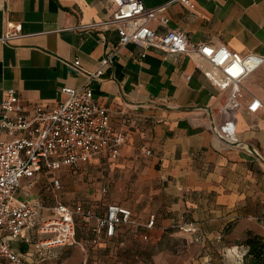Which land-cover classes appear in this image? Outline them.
Segmentation results:
<instances>
[{"label": "crops", "instance_id": "obj_1", "mask_svg": "<svg viewBox=\"0 0 264 264\" xmlns=\"http://www.w3.org/2000/svg\"><path fill=\"white\" fill-rule=\"evenodd\" d=\"M112 11L109 0H0V102L9 89L25 113L62 102L61 89L80 87L115 49L116 26L89 25L109 20ZM164 13L167 28L182 30L193 43L264 56V0L172 1ZM150 26L156 33L167 29L157 19ZM8 32L18 36L3 39ZM74 59L79 69L73 68ZM199 65L206 63L194 55L133 43L122 47L91 82L94 101L108 109L113 129L124 135L119 154L82 161L75 170L23 177L15 201L41 207L26 229L35 230L39 240V226L51 209L72 198L95 215L105 214L108 204L126 207L146 232L151 228L140 225L153 216L154 234L175 230L202 244L221 242L233 256L247 233L264 236V116L247 110L253 97L264 102V65L243 81L236 114L239 145L210 129L221 120L224 96ZM119 227L99 243L114 240ZM26 229L17 237L20 246L9 241L16 252L28 246ZM92 240L89 226L76 230V243Z\"/></svg>", "mask_w": 264, "mask_h": 264}, {"label": "built area", "instance_id": "obj_2", "mask_svg": "<svg viewBox=\"0 0 264 264\" xmlns=\"http://www.w3.org/2000/svg\"><path fill=\"white\" fill-rule=\"evenodd\" d=\"M109 1L113 7L111 18L101 24L89 25L116 26L115 49L107 53L96 72L87 74L84 84L77 88L63 87L61 92L65 99L62 102L53 106L38 105L28 113L24 112L14 89H9L7 98L0 102V134L6 135V138H0V264H22L23 255L14 251L9 241L22 234L41 208L30 201H15L23 177L61 167L75 170L82 161L103 154H119L124 135L113 129L108 109L94 101L91 82L102 74L122 47L141 44L145 48L194 55L206 63V66L199 65L201 72L224 96L218 110L221 120L212 124L210 129L226 143L240 144L236 136L238 98L243 81L264 65V56L241 54L223 45L193 43L182 30L167 28L166 6L172 1L190 5V0H171L157 7H147L144 0ZM155 19L167 28L165 32L156 33L151 28ZM17 36V32H8L3 39ZM144 56L142 53L141 57ZM72 66L79 69V60L74 59ZM247 110L261 112L264 116V102L253 97ZM145 153L150 151L146 149ZM52 184L55 189L60 188L58 179H53ZM51 210L50 218L39 226L38 233L42 237L33 243L34 249L49 250L76 244L77 216L81 217L84 226L90 227L93 244L113 237L119 226L139 224L130 209L114 203L107 205L103 215L84 211L81 205L70 207L62 203ZM140 226L152 228L154 217ZM142 239L147 240L148 235H143Z\"/></svg>", "mask_w": 264, "mask_h": 264}, {"label": "rangeland", "instance_id": "obj_3", "mask_svg": "<svg viewBox=\"0 0 264 264\" xmlns=\"http://www.w3.org/2000/svg\"><path fill=\"white\" fill-rule=\"evenodd\" d=\"M69 201L67 205L74 207V199ZM47 216L49 213L44 210V218ZM75 224L78 231L86 227L80 216L76 217ZM151 229L146 232L135 225H123L119 227L114 240L95 245L80 241L81 243L71 246L49 250L32 248L31 244L38 241V235L35 230L26 229L28 246L24 252L17 251L23 254L22 264H244L246 248L242 244L237 247L239 253L233 256L223 250L221 242L213 244L205 241L202 244L192 237L177 235L174 229L159 235L154 234ZM144 234L148 235L147 240L142 239ZM15 239L14 242L19 246L23 243L21 239ZM223 258L229 259V262L218 261Z\"/></svg>", "mask_w": 264, "mask_h": 264}, {"label": "trees", "instance_id": "obj_4", "mask_svg": "<svg viewBox=\"0 0 264 264\" xmlns=\"http://www.w3.org/2000/svg\"><path fill=\"white\" fill-rule=\"evenodd\" d=\"M242 245L246 248L244 264H264V236L249 232Z\"/></svg>", "mask_w": 264, "mask_h": 264}]
</instances>
